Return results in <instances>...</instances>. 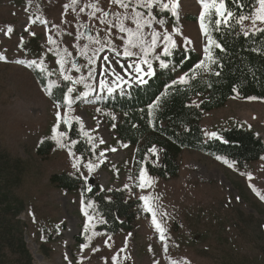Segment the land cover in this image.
Returning <instances> with one entry per match:
<instances>
[{
	"label": "rangeland",
	"instance_id": "obj_1",
	"mask_svg": "<svg viewBox=\"0 0 264 264\" xmlns=\"http://www.w3.org/2000/svg\"><path fill=\"white\" fill-rule=\"evenodd\" d=\"M163 3L169 7L163 8ZM172 3L157 0L148 9L136 7L132 0L124 9L111 0H0V56L5 57L0 60V151L21 180L12 187V194L22 206L18 232H23L33 264H264V200L260 198L264 196V156L241 166L226 157L185 151L178 159L177 178L151 176L146 166L137 167L135 150L120 141L108 123L118 124L120 116L98 104L107 95L125 93L155 74L168 43L166 35L173 37L175 48L197 51L208 65L201 69H209L211 45L200 27L203 5L200 0H179L174 15ZM92 4L109 15H92ZM135 11L151 20V26L142 30L149 43L153 32L160 34L155 50L147 56L151 71L140 63V55L126 58L122 54L127 39L119 31L115 14ZM124 23L135 28L131 20ZM8 26L13 29L10 34ZM240 31L259 32L250 20L241 24ZM95 39L107 46L101 49ZM76 61L79 71L71 66ZM134 63L144 69V79L135 67H129ZM63 75L83 82L72 84ZM49 85L52 93L72 87V102L68 103V92L62 103L56 102L53 94L48 95ZM119 85L120 89L108 90ZM193 103L198 105L199 99ZM201 126L206 141L222 139L220 132L232 127L250 130L264 141V100L235 96L224 107L205 113ZM69 128L79 131L88 155L79 154ZM47 142L51 149L41 155L40 148ZM153 149L147 160L161 168L162 152ZM77 160L78 168L73 167ZM89 162L96 165L93 171L86 167ZM142 171L147 182L140 178ZM56 174L78 177L86 187L76 192L61 189L51 183ZM97 188L123 191L128 200L141 202L132 231L108 235L99 230L105 221L89 199ZM142 197L149 198L147 204ZM149 206L156 212L155 222ZM0 264L20 263L6 249Z\"/></svg>",
	"mask_w": 264,
	"mask_h": 264
},
{
	"label": "trees",
	"instance_id": "obj_2",
	"mask_svg": "<svg viewBox=\"0 0 264 264\" xmlns=\"http://www.w3.org/2000/svg\"><path fill=\"white\" fill-rule=\"evenodd\" d=\"M258 0H226L233 13L224 23L216 24V16L205 19L211 37L220 45H211L207 71L198 68L201 55L194 50L174 48L171 55L161 57L166 66H156L155 75L146 84L133 87L125 93L107 95L98 104L106 111L120 116L115 127L120 141L135 150L137 167L146 166L151 176L165 180L178 177V159L185 151L200 152L245 165L264 156V141L242 127L222 130V139L206 141L201 122L205 113L224 107L230 99L264 100V31L248 35L240 31V16L252 15ZM164 16L173 19L169 13ZM195 20V18H191ZM209 20L211 22H209ZM185 77L187 83H180ZM67 92L54 90L53 99L62 103ZM199 99V104L193 101ZM72 139L78 141L77 150L88 155L79 131L68 129ZM47 142L40 148L46 155L51 149ZM162 152V167L147 158L153 148ZM8 158L0 151V257L7 249L20 264H33L23 232H18L21 204L14 201L12 187L20 185L17 172L13 174ZM51 183L69 192L86 187L84 180L68 174L54 175ZM16 184V185H14ZM90 194V193H89ZM89 199L104 219L99 230L108 235L130 232L140 214V201L128 200L123 191L101 192L97 188ZM78 239V243H82Z\"/></svg>",
	"mask_w": 264,
	"mask_h": 264
},
{
	"label": "snow or ice",
	"instance_id": "obj_3",
	"mask_svg": "<svg viewBox=\"0 0 264 264\" xmlns=\"http://www.w3.org/2000/svg\"><path fill=\"white\" fill-rule=\"evenodd\" d=\"M73 2L75 3L76 0H73ZM111 2L114 5H119V7L127 9L129 7V5L132 3V0H111ZM157 0H136V7H143V8H148L151 9L154 5V3H156ZM201 4L203 5V9L204 11L201 12L200 14V27L201 29L204 31V35L206 37H208V43L209 45H214L215 47L219 48L220 45L211 37V35L209 34L207 27H206V23H205V19H206V15L211 18L212 16H216L218 17V19L215 20L216 24H220L221 21L223 20L224 23H227L228 20L225 19V17L227 18H231L233 16V13L231 11H229L226 7V0H200ZM258 7L255 9L254 14L249 15V16H240L238 18V23L243 24L244 21L246 20H250L251 24L253 25L254 29L257 31H264V28H256V25L258 23L260 24H264V0H258ZM90 7L94 8L95 11L92 13V15H95V12H103L104 16H108L109 13L106 11H103L102 9L96 7L95 4L89 5ZM163 8L167 9L169 7V5L167 3H163L161 5ZM179 7V0H173L172 3V12L175 15L176 14V9ZM118 18V27H119V31L121 33H125L126 34V39H127V43L124 47L123 50V55L126 58H131V57H135L137 55L141 56V60L140 63L142 64H146L148 69L151 70L152 65L151 63H149L147 56L149 54L150 51H154L155 48L154 46L157 44L158 40L160 39V34L153 32L151 35V41L150 43L148 42V40L145 38L144 33H143V28L147 25V26H151V20H146L144 19V13L139 12V11H135L134 14H121V13H116L115 14ZM149 15H151V13H149ZM125 20H131L134 24H135V28L132 27H128L124 21ZM35 22V21H33ZM160 22V21H158ZM209 22H211L209 20ZM46 23V21H45ZM101 23H105L106 25H111L112 27H116L117 24H113L112 21H101ZM109 31L111 29H108ZM13 31L11 26H8L7 28V33L10 34ZM34 35V33H32ZM248 33L246 32L245 35H247ZM167 40V44L165 45L163 52L165 56L171 55V51L170 48H175L176 47V43L175 40L173 39V37L171 35H166L164 37ZM94 38L89 36V40H93ZM122 40L125 39V37H121ZM49 42L50 43H55L54 40H52L51 37H49ZM94 42L96 44L101 45V49L103 47H106L107 44H101V40L100 39H95ZM189 43L191 41H188ZM101 49H97L96 51H99ZM133 49H136L137 51H133ZM67 51V50H65ZM206 52L209 51V49H205ZM81 54L82 55H86V50L82 49L81 50ZM121 53L117 52V55H120ZM69 55H71L69 53ZM157 59H159V56L156 57ZM5 59L4 56H0V60ZM104 60H108L107 56L103 57ZM208 59L212 62H214V60H212V57L209 55ZM91 62H94L91 61ZM32 63H35V61H33ZM60 67H61V72H63L64 70V64H65V60L62 57L61 60L59 61ZM72 68L76 69V71H79V67L77 66V64L75 62L72 63ZM161 66L164 67L166 66L164 64L163 61H161ZM129 67H135L136 72L140 73V72H144V69H142L141 67H139L138 64H133V65H129ZM198 68H202V69H206L208 67V65L205 62H201L199 65H197ZM145 74H149V73H145ZM89 75H91V72H89ZM118 79H122V77H120L119 75H117ZM63 80L64 81H69L72 84H79L82 83V79L79 80H73V77L70 75H63ZM141 82L143 83L144 81L141 79ZM180 83H187V80L185 77H181L180 78ZM55 83V82H53ZM101 86H104V82H101ZM110 92L113 90L112 88L108 89ZM74 91V89L72 87H69L67 89V92L69 94V98H68V103L70 104L72 102V98H71V93ZM52 90H51V85H49L48 88V95H52ZM252 99H255V97H252ZM57 116H60V113H57ZM63 135V134H61ZM85 135H87V133H85ZM213 136H215V133H212ZM101 143H103L104 141L101 140ZM74 143V142H73ZM63 147V145H61ZM126 147V145H125ZM112 151H115V149H111ZM152 151L154 152L155 149H152ZM70 155H75L74 153L70 152ZM103 155V153L101 154ZM78 163L79 161L77 160V162H75L73 164V167H77L78 168ZM86 167L88 168L89 171H93L94 168L96 167V165H94L93 163L89 162ZM141 180L142 181H146V173H144L143 171L141 172ZM85 179L87 180V177H85ZM141 187H144V183H142L140 185ZM255 190V189H254ZM257 195H260L259 192H257ZM260 198L262 200H264V196H260ZM143 200H145L146 204L149 200L148 197H142ZM148 210L150 212H152V216H153V221H156V212L151 208V206L148 207ZM156 227L158 229H161V231H163V229L161 228V225L159 223L156 224ZM163 238V237H162ZM83 247H87V245H84Z\"/></svg>",
	"mask_w": 264,
	"mask_h": 264
},
{
	"label": "bare ground",
	"instance_id": "obj_4",
	"mask_svg": "<svg viewBox=\"0 0 264 264\" xmlns=\"http://www.w3.org/2000/svg\"><path fill=\"white\" fill-rule=\"evenodd\" d=\"M134 71H136V69L134 70ZM149 71H151V70H149ZM125 71H123V73H124ZM137 73V72H136ZM138 76L140 77V78H142V79H144L146 76L144 75V73L143 72H140L139 74H138ZM122 86L121 85H119V86H116V87H114L113 88V90H117V89H120Z\"/></svg>",
	"mask_w": 264,
	"mask_h": 264
},
{
	"label": "water",
	"instance_id": "obj_5",
	"mask_svg": "<svg viewBox=\"0 0 264 264\" xmlns=\"http://www.w3.org/2000/svg\"><path fill=\"white\" fill-rule=\"evenodd\" d=\"M78 65V61L75 62ZM149 80V79H148ZM135 86V85H134Z\"/></svg>",
	"mask_w": 264,
	"mask_h": 264
}]
</instances>
